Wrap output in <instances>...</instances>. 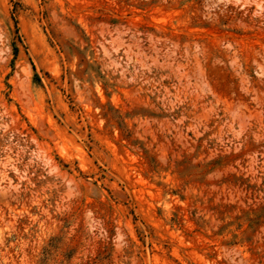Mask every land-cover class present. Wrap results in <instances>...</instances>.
Returning a JSON list of instances; mask_svg holds the SVG:
<instances>
[{"label": "rangeland", "instance_id": "1", "mask_svg": "<svg viewBox=\"0 0 264 264\" xmlns=\"http://www.w3.org/2000/svg\"><path fill=\"white\" fill-rule=\"evenodd\" d=\"M0 264H264V0H0Z\"/></svg>", "mask_w": 264, "mask_h": 264}]
</instances>
